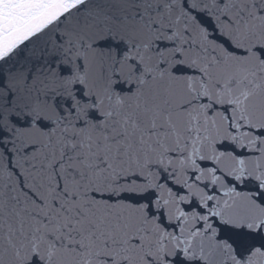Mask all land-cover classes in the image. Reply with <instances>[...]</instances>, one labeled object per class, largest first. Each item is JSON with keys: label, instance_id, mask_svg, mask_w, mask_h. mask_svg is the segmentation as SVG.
Instances as JSON below:
<instances>
[{"label": "snow or ice", "instance_id": "snow-or-ice-1", "mask_svg": "<svg viewBox=\"0 0 264 264\" xmlns=\"http://www.w3.org/2000/svg\"><path fill=\"white\" fill-rule=\"evenodd\" d=\"M0 264H264V0H0Z\"/></svg>", "mask_w": 264, "mask_h": 264}]
</instances>
